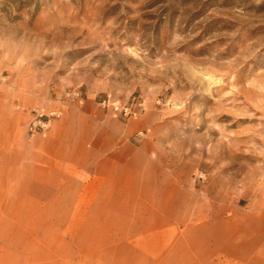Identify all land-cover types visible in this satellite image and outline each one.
<instances>
[{"label":"rangeland","instance_id":"obj_1","mask_svg":"<svg viewBox=\"0 0 264 264\" xmlns=\"http://www.w3.org/2000/svg\"><path fill=\"white\" fill-rule=\"evenodd\" d=\"M37 110L61 114L31 133ZM107 152L160 166L126 191L157 181L187 204L171 249L187 224L200 251L209 226L255 224L264 0H0V264H159L125 234L134 210L84 208L78 164Z\"/></svg>","mask_w":264,"mask_h":264},{"label":"crops","instance_id":"obj_2","mask_svg":"<svg viewBox=\"0 0 264 264\" xmlns=\"http://www.w3.org/2000/svg\"><path fill=\"white\" fill-rule=\"evenodd\" d=\"M146 158L145 155L135 157L114 152L87 155L78 164L81 173H85L87 178L85 184L82 183L86 189L81 190L82 194L88 195L84 208L134 210L128 216V230L125 234L135 241L149 243L144 248V258L148 259V263H151L153 257H158L159 264H264V214L254 220L255 224L250 226L241 221L239 228L235 229L231 228V219H227V226L220 235L215 233V226H209L211 233H208L204 241L205 249L201 251L186 249L190 247L187 244L199 236V223L187 224L183 232L177 233L178 236L172 239L175 249L164 244L168 242L169 236L174 235L172 226L176 227V224L183 221L181 217L184 216L183 210L187 204L179 201L181 196L177 197V194L161 188L157 181L146 193L138 188L134 191L124 189L120 178L143 176L145 161L156 168L149 174L151 178L161 175L157 161L148 159L149 156ZM129 193H134L133 197H128ZM101 203L105 205H97ZM178 241L183 244L177 245ZM152 242L159 243L158 249L150 244Z\"/></svg>","mask_w":264,"mask_h":264},{"label":"built area","instance_id":"obj_3","mask_svg":"<svg viewBox=\"0 0 264 264\" xmlns=\"http://www.w3.org/2000/svg\"><path fill=\"white\" fill-rule=\"evenodd\" d=\"M112 110L114 113H120L123 115H129L131 114V109L130 107L127 106H121L119 103H112ZM61 114L60 111L57 110H48V111H43V110H37L34 118L31 120L29 124V130L31 133H36L39 130H44L46 127H48L51 123V121L54 118L59 117ZM141 134V132H139Z\"/></svg>","mask_w":264,"mask_h":264}]
</instances>
